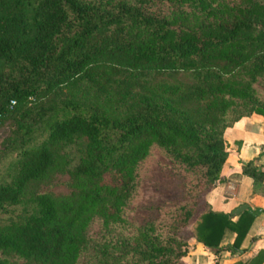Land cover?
I'll return each mask as SVG.
<instances>
[{"label":"trees","instance_id":"obj_1","mask_svg":"<svg viewBox=\"0 0 264 264\" xmlns=\"http://www.w3.org/2000/svg\"><path fill=\"white\" fill-rule=\"evenodd\" d=\"M167 73L186 79H155ZM253 112L264 116V0H0V125L14 151L0 210L23 205L0 222V252L33 264H78L84 252L86 264H178L189 229L218 264L256 211L233 219L200 204L228 154L224 130ZM157 156L182 195L139 223L130 205ZM60 166L70 195L23 198ZM241 169L264 195V169ZM92 223L102 235L91 243ZM225 228L235 235L220 245ZM263 253L231 264H261Z\"/></svg>","mask_w":264,"mask_h":264},{"label":"crops","instance_id":"obj_2","mask_svg":"<svg viewBox=\"0 0 264 264\" xmlns=\"http://www.w3.org/2000/svg\"><path fill=\"white\" fill-rule=\"evenodd\" d=\"M223 136L228 154L219 180L203 194L204 207L232 213L233 219L246 208L256 211L238 250L224 249L219 255L218 264H231L237 260L246 262L264 252V195L254 190L252 177L241 169L242 163L249 160L264 169V116L255 112L242 116L226 127ZM241 204L246 207L235 213ZM234 235L230 228H225L220 245L232 243ZM185 238L190 250L180 264H213L214 254L195 239L191 230ZM260 263L264 264V253Z\"/></svg>","mask_w":264,"mask_h":264},{"label":"rangeland","instance_id":"obj_3","mask_svg":"<svg viewBox=\"0 0 264 264\" xmlns=\"http://www.w3.org/2000/svg\"><path fill=\"white\" fill-rule=\"evenodd\" d=\"M156 80L166 79L169 81L182 80V73H167L155 75ZM186 79V78H185ZM9 124L0 125V181L8 180V166L14 158V151H10L5 147L4 140L10 133ZM68 149V148H67ZM61 150H64L62 148ZM38 191H48L55 196L70 195L74 191L72 179L66 168L60 166L49 172V174L40 181H31L27 184L23 193V198H27ZM181 177L175 173L168 160L161 156H157L151 161L146 168L143 181L142 191L139 198L130 205L131 217L141 223L144 220L157 215V206L165 201L179 199L182 195ZM204 201L202 200L201 206ZM200 206V207H201ZM23 212L22 203L10 205L6 210H0V222H8L16 219ZM189 229L182 232L187 237ZM88 234L90 241L95 242L102 235L100 226L92 223L89 227ZM0 255L10 264H33L18 256L12 251H1ZM88 252L81 254L78 264H86ZM180 264V262L178 263Z\"/></svg>","mask_w":264,"mask_h":264},{"label":"water","instance_id":"obj_4","mask_svg":"<svg viewBox=\"0 0 264 264\" xmlns=\"http://www.w3.org/2000/svg\"><path fill=\"white\" fill-rule=\"evenodd\" d=\"M245 207H246L245 204H241V205H239V206L236 208L235 213L240 212V211H241L242 209H244Z\"/></svg>","mask_w":264,"mask_h":264},{"label":"built area","instance_id":"obj_5","mask_svg":"<svg viewBox=\"0 0 264 264\" xmlns=\"http://www.w3.org/2000/svg\"><path fill=\"white\" fill-rule=\"evenodd\" d=\"M12 102H14V101L12 100Z\"/></svg>","mask_w":264,"mask_h":264}]
</instances>
